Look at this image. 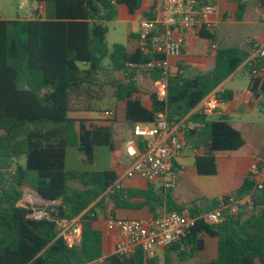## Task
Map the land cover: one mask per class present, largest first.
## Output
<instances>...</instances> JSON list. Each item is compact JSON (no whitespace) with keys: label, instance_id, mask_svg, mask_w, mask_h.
I'll return each instance as SVG.
<instances>
[{"label":"trees","instance_id":"16d2710c","mask_svg":"<svg viewBox=\"0 0 264 264\" xmlns=\"http://www.w3.org/2000/svg\"><path fill=\"white\" fill-rule=\"evenodd\" d=\"M44 4L31 19H0V264H175L195 258L204 249V237L217 239V256L201 264H264V190L254 191L248 175L232 193L238 199L251 194V206L242 205L222 223L209 225L202 219L165 248L162 262L155 255L146 258L139 248L133 255H104V233L99 215L113 216L116 209L140 210L153 215L188 209L193 217L214 208L216 200L204 205L199 200L177 204L170 191L148 185L146 189L120 186L112 170H66V149L75 147L92 164L94 148L113 146L110 128L73 118V113H102L105 90L123 102L129 125L151 124L156 114L167 112L168 122L181 124L198 104L246 63L251 73L250 87L264 91V57L252 58L249 48L222 47L213 68L192 72L183 68L169 78L165 102L156 95V71L139 68L154 58L122 44L109 49L106 23L117 19L118 8L130 13L141 0H35ZM235 1V0H229ZM236 20H241L246 4L239 0ZM264 6V0H261ZM207 4L208 0H200ZM264 20V16H263ZM200 37L213 40L204 27ZM263 72V78L252 71ZM150 75L136 84L119 73ZM219 101H230L231 91L215 92ZM107 106V104L105 105ZM199 116H194L197 120ZM206 153L196 156L194 166L200 176L217 174L215 154L237 151L244 145L241 133L225 116L206 121ZM31 126V128H29ZM23 160V164L18 161ZM76 182L78 187L70 185ZM34 188L43 199L60 201L47 207V215L33 217L35 206L22 205L24 186ZM64 209L63 219H79L82 238L68 247L58 236L57 219L50 214ZM205 208L202 211V208ZM100 212V213H99Z\"/></svg>","mask_w":264,"mask_h":264},{"label":"crops","instance_id":"0c3cea01","mask_svg":"<svg viewBox=\"0 0 264 264\" xmlns=\"http://www.w3.org/2000/svg\"><path fill=\"white\" fill-rule=\"evenodd\" d=\"M210 4L215 6V12L210 16L209 23L206 30H209L213 35V40H208L200 37L199 34H192L187 37L183 55L180 59H172L171 63L174 68V72L185 68L192 72H208L213 68L215 63V56L218 49L222 47H240L249 48L250 43L254 45L264 41V6L261 0H239L246 4V10L242 19L236 20V12L238 11L237 1L229 0H208ZM28 0H22L20 8ZM12 0H0V19L15 20V19H31L39 14H44V4L37 3L35 14L30 18H21L18 15L13 17L14 11L11 8ZM152 5L153 0H141V7L134 13H130L125 5H120L118 8V16L121 15L126 18L128 22H132L134 26L138 27V33L140 30V23L144 19L152 18ZM3 6H5L3 10ZM9 17H4V15ZM117 20V19H116ZM225 28V29H224ZM221 29L223 30L221 33ZM138 33L130 31L129 40L133 43L132 46L127 47L129 51H133L137 48ZM252 57V56H251ZM246 75L249 78V84L247 88H236L231 86L230 83L234 82V79L238 76ZM123 79V74L117 75ZM142 80H147L150 75H139ZM263 78V72L259 71L256 76ZM251 73L246 63L242 64L229 78H227L215 92L231 91L233 97L230 101L222 102L219 112L206 118V121L217 120L220 116H225L229 119L232 126L237 129L243 139L244 145L233 152H220L215 154V161L217 166V174L214 176H200L198 175L194 166V160L196 156H202L206 153L205 142L207 140V132L204 129V123L201 120V114L195 108L187 117H185L180 126L182 130V137L184 140V151L181 157L177 158L173 162V167L178 171L179 184L176 189L171 190L169 193L172 199L180 205H187L193 201L205 198V195L199 191L202 187L209 193L212 192L211 201L217 200L221 196L229 195L235 192L248 177L251 166L254 163H261L264 161V121H256L252 119V115L255 113V109L259 110V113L264 115V91L261 90V86L256 89L250 87ZM109 104L107 109L114 110L116 113V120L111 121H91L88 125L96 124L98 126L108 127L113 134V146L111 150L117 153L112 163V171H114L119 177L125 169L131 164V160L125 153V142L131 137V127L124 119V107L123 102H117L110 94ZM93 114L96 113H87ZM98 114V113H97ZM194 116H199L197 120L193 119ZM92 117V116H89ZM104 119L103 116L97 118H89L87 120ZM23 164V160L18 161ZM100 171V170H97ZM194 186V190H198L199 195H194L195 200L183 201L180 195V191L183 187ZM70 185L78 187L76 182H71ZM148 185L162 187L159 182L150 183L146 180L135 177L133 179H124L120 186L132 187L137 189H146ZM23 197L25 194H29L31 197H38L42 201L45 211L47 207L60 203V201H48L40 197L37 191L30 187L24 186ZM177 190V191H176ZM195 194V193H194ZM23 199V198H22ZM57 202V203H56ZM27 204L34 206L33 202L27 201ZM26 205V203L22 204ZM204 207L202 211H204ZM165 211L159 210L157 215L163 214ZM100 213V212H99ZM153 215L149 212L147 207L140 210H126L116 209L113 211V216L104 217L100 213L99 228L104 233L103 246L104 255L109 256L115 253L116 246L121 239L120 233L110 231L107 228V220L109 218L118 219H144ZM204 249L195 258L189 259L185 262L175 264H201L212 261L217 256V239L204 237ZM164 249H159L156 252V256L160 262L163 260Z\"/></svg>","mask_w":264,"mask_h":264},{"label":"built area","instance_id":"2783aa9c","mask_svg":"<svg viewBox=\"0 0 264 264\" xmlns=\"http://www.w3.org/2000/svg\"><path fill=\"white\" fill-rule=\"evenodd\" d=\"M215 6L200 0H153L152 18L140 23L137 37V48L144 53L154 55V58L139 68L156 71V95L165 102L168 98L169 78L175 74L172 59H180L183 55L187 37L207 27L210 16L215 12ZM264 57V41L254 45L252 58ZM176 73H183L179 69ZM123 77L141 83L142 78L136 74L123 72ZM259 71L253 70L257 76ZM221 102L215 92L208 94L196 107L198 112L206 117L219 112ZM104 119L115 118L114 110H105ZM184 140L180 124H171L167 112L156 114L151 124L136 123L131 127V137L125 142V153L131 164L117 177L111 190L120 187L124 179L142 178L150 183L159 182L165 191L176 189L179 184L178 171L173 162L182 156ZM254 183V191L264 190V161L254 163L249 171ZM251 194L243 199L229 194L216 200L214 208L204 211L200 216L193 217L188 209L181 212H164L160 215H150L144 219L109 218L107 228L117 230L121 239L115 253L121 256L133 255L141 249L146 258H152L157 250L170 247L183 235L197 219L204 220L209 225L222 223L224 216L235 214L242 205L251 206ZM47 213L43 212V216ZM35 217V214L33 215ZM42 217V216H41ZM36 218V217H35ZM58 236L68 247L80 243L82 225L79 219L67 220L57 218ZM95 264V263H94Z\"/></svg>","mask_w":264,"mask_h":264},{"label":"rangeland","instance_id":"374dc122","mask_svg":"<svg viewBox=\"0 0 264 264\" xmlns=\"http://www.w3.org/2000/svg\"><path fill=\"white\" fill-rule=\"evenodd\" d=\"M22 0H12L11 8L14 13L13 17H16L17 15L21 18H30L35 14V9L37 7V2L35 0H28V2L24 5V7L20 8V3ZM5 6H3L4 10ZM4 17H9L6 14ZM106 26L108 28L107 33V43L109 46V49H112L114 44H122L126 47L132 46V42L129 40V33L130 31L134 33H138V27L134 26L132 22H128L126 18H123L121 15L117 18V20H114L112 22L106 23ZM225 29V28H224ZM223 30L221 29L220 33ZM222 34V33H221ZM249 84V78L244 75H238L233 83H230L231 86H234L236 88L242 89L247 88ZM111 94L109 90H105V96L108 97ZM109 99L106 98L104 103L103 110L109 108L105 106L106 104H109ZM103 113V112H102ZM102 113L98 114H87V113H73L71 116L73 118H80V119H89V118H97L102 115ZM92 116V117H89ZM116 120V118H113ZM252 119L256 121H264V115L262 113H259L258 109H255V113L252 115ZM31 128V126H29ZM117 156V153L113 150H111L108 146H98L94 148V161L92 164H88L85 161V156L77 150L75 147H68L66 149V159H65V169L66 170H111L112 169V163L113 160ZM24 162V161H23ZM186 185V184H185ZM188 185V184H187ZM184 186L183 190L180 191V195L183 201L182 203H186L187 201L195 200L197 198L194 197V195H199V191L205 195V198L199 199L200 202H202L204 205H208L211 202V194L212 192H208L205 188H201L199 191L194 190V186ZM177 191V190H176ZM195 193V194H194ZM27 201L33 202L35 206V217H41L43 216V203L38 199V197H31L29 194H25L23 197L21 204L26 203ZM57 203V202H56ZM58 211V210H57Z\"/></svg>","mask_w":264,"mask_h":264},{"label":"water","instance_id":"95a60500","mask_svg":"<svg viewBox=\"0 0 264 264\" xmlns=\"http://www.w3.org/2000/svg\"><path fill=\"white\" fill-rule=\"evenodd\" d=\"M38 193V192H37ZM38 195L41 197V195L38 193ZM50 216L52 217V218H63V216H64V209L62 208V207H60L59 209H58V211L55 213V212H52L51 214H50Z\"/></svg>","mask_w":264,"mask_h":264}]
</instances>
